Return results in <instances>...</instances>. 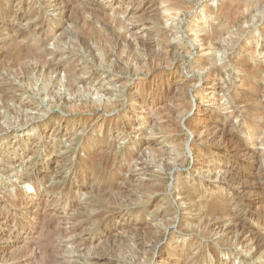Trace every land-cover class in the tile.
<instances>
[{"label":"rangeland","instance_id":"1","mask_svg":"<svg viewBox=\"0 0 264 264\" xmlns=\"http://www.w3.org/2000/svg\"><path fill=\"white\" fill-rule=\"evenodd\" d=\"M0 264H264V0H0Z\"/></svg>","mask_w":264,"mask_h":264},{"label":"bare ground","instance_id":"2","mask_svg":"<svg viewBox=\"0 0 264 264\" xmlns=\"http://www.w3.org/2000/svg\"><path fill=\"white\" fill-rule=\"evenodd\" d=\"M58 1V0H57ZM61 5V4H60ZM68 5V4H67ZM74 5V4H73ZM240 6V5H239ZM150 7V6H149ZM230 8V7H229ZM242 8V7H241ZM232 9V8H231ZM237 9H239V8H237ZM236 9V10H237ZM250 9H253V8H251V6H250ZM235 10V9H234ZM233 10V11H234ZM258 10V9H257ZM237 11H239V10H237ZM236 11V12H237ZM261 11V10H260ZM204 12V11H203ZM236 12H235V14H236ZM258 12V11H257ZM227 13H228V11H227ZM234 13V12H233ZM239 13V12H238ZM241 13H242V11H241ZM69 14V13H68ZM67 14V15H68ZM219 14V13H218ZM230 14H232V13H230ZM63 15V14H62ZM224 15V14H223ZM233 15V14H232ZM104 16V15H103ZM222 16V15H221ZM235 16H237V18L239 17V15L238 14H236ZM263 17V16H262ZM68 19V18H67ZM234 19H235V17H234ZM242 19V18H241ZM232 20H233V18H232ZM236 20V19H235ZM248 20V19H247ZM254 21H255V19H253ZM111 21H113V20H111ZM231 21V20H230ZM242 21H244V20H242ZM246 21V20H245ZM249 21H250V19H249ZM251 21H252V17H251ZM251 21H250V23H251ZM254 21H253V23H254ZM65 22V21H64ZM67 22V21H66ZM103 22V21H102ZM106 22V21H105ZM223 22V21H222ZM236 22V21H235ZM247 22V21H246ZM227 23V22H226ZM249 23V24H250ZM109 24V23H108ZM231 24V23H230ZM229 24V25H230ZM243 25H245L244 23H243ZM223 26V25H222ZM228 27V26H227ZM232 27V26H231ZM236 27V26H235ZM238 27V26H237ZM236 27V28H237ZM244 27V26H243ZM256 27V26H255ZM224 28V27H223ZM251 28V27H250ZM263 28V27H262ZM261 30V29H260ZM107 31H108V29H107ZM250 31V30H249ZM243 32V31H242ZM246 32V31H245ZM244 32V33H245ZM116 33V32H115ZM120 34V33H119ZM77 35V34H76ZM82 36V35H81ZM124 37V36H123ZM80 38V37H79ZM242 38V37H241ZM241 38H240V40H241ZM87 39V38H86ZM218 39V38H217ZM113 40V39H112ZM121 40V39H120ZM236 40V39H235ZM84 41V40H83ZM86 41V40H85ZM119 41V40H118ZM125 41H127L126 39H125ZM90 42V41H89ZM113 42V41H112ZM120 42V41H119ZM114 43V42H113ZM87 44V43H86ZM128 44V43H127ZM89 45V44H88ZM103 45V44H102ZM85 46V45H84ZM167 48V47H166ZM170 48V47H169ZM74 50H75V48H74ZM167 50V49H166ZM169 51V50H168ZM167 51V52H168ZM25 52V51H24ZM104 52V51H103ZM96 54V53H95ZM167 54V53H166ZM81 57V56H80ZM101 58V57H100ZM100 60V59H99ZM176 62V61H175ZM61 66V65H60ZM92 66V65H91ZM136 66H138V65H136ZM174 66V65H173ZM135 67V66H134ZM99 68V67H98ZM64 69H65V67H64ZM201 69H202V67H201ZM48 70V69H47ZM61 70V69H60ZM49 72V71H48ZM57 73V72H56ZM216 74V73H215ZM184 80V79H183ZM75 84V83H74ZM68 86V85H67ZM84 86V85H83ZM86 87V86H85ZM88 89V88H87ZM124 89V88H123ZM77 92V91H76ZM88 92V91H87ZM48 97V96H47ZM79 97V96H78ZM97 97V96H96ZM161 98V97H160ZM147 99H149V98H147ZM96 100V99H95ZM102 100V99H101ZM138 100V99H137ZM59 101V100H58ZM67 101V100H66ZM62 102V101H61ZM97 102V101H96ZM157 102V101H156ZM48 103V102H47ZM55 103V102H54ZM59 103V102H58ZM78 103V102H77ZM85 103V102H84ZM89 103H90V101H89ZM93 103V102H92ZM91 103V104H92ZM95 103V102H94ZM112 103V102H111ZM132 103V102H131ZM153 103V102H152ZM63 103H61V105H62ZM66 104H68L67 102H66ZM73 104H74V102H73ZM75 104H76V102H75ZM104 104V103H103ZM117 104V103H116ZM70 105V104H69ZM79 105V104H78ZM84 105L85 104H83V106L82 107H84ZM104 105H106V103L104 104ZM114 105V104H113ZM132 105V104H131ZM159 105V104H158ZM80 106V105H79ZM97 106H101V104L100 105H97ZM109 106V105H108ZM134 106V105H133ZM70 107V106H69ZM71 107H74L73 105H72V102H71ZM81 107V106H80ZM86 107V106H85ZM92 107H94V106H92ZM91 107V108H92ZM103 107V106H102ZM76 108V107H75ZM110 108V107H109ZM70 109V108H69ZM198 125V124H197ZM191 129V128H190ZM209 129V128H208ZM221 130L219 129V132H220ZM224 131V130H223ZM226 133V132H225ZM220 134V133H219ZM218 137V136H217ZM231 141V140H230ZM218 142V141H217ZM234 145V144H233ZM225 149V148H224ZM248 153V152H247ZM262 179V178H261ZM247 183H248V181H247ZM245 187V186H244ZM256 213V212H255Z\"/></svg>","mask_w":264,"mask_h":264}]
</instances>
